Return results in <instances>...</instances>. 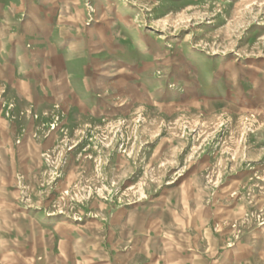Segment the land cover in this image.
<instances>
[{"label": "rangeland", "instance_id": "1", "mask_svg": "<svg viewBox=\"0 0 264 264\" xmlns=\"http://www.w3.org/2000/svg\"><path fill=\"white\" fill-rule=\"evenodd\" d=\"M3 66L0 264H264V0H0Z\"/></svg>", "mask_w": 264, "mask_h": 264}, {"label": "crops", "instance_id": "2", "mask_svg": "<svg viewBox=\"0 0 264 264\" xmlns=\"http://www.w3.org/2000/svg\"><path fill=\"white\" fill-rule=\"evenodd\" d=\"M1 69H2V71H5L6 69H5V67L3 66V67H0V71H1ZM14 213H15V215H20V217H23L26 213H24L22 210H15L14 211ZM31 216V215H30ZM11 223H12V221H11ZM12 225H14V229L16 230V229H18V227H17V222H15L14 224H12ZM18 225H20V224H18Z\"/></svg>", "mask_w": 264, "mask_h": 264}]
</instances>
